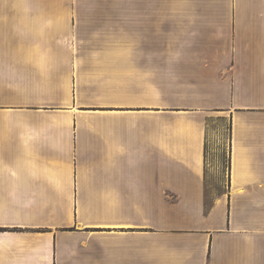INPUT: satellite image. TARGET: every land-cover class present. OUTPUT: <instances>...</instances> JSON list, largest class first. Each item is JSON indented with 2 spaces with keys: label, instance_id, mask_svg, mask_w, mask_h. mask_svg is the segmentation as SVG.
<instances>
[{
  "label": "crops",
  "instance_id": "crops-1",
  "mask_svg": "<svg viewBox=\"0 0 264 264\" xmlns=\"http://www.w3.org/2000/svg\"><path fill=\"white\" fill-rule=\"evenodd\" d=\"M86 5L0 0V264H264V0ZM218 112L226 190L206 208Z\"/></svg>",
  "mask_w": 264,
  "mask_h": 264
},
{
  "label": "rangeland",
  "instance_id": "rangeland-1",
  "mask_svg": "<svg viewBox=\"0 0 264 264\" xmlns=\"http://www.w3.org/2000/svg\"><path fill=\"white\" fill-rule=\"evenodd\" d=\"M103 1L90 0V5L76 6L75 14L97 15L109 12L113 15L148 14L175 16L182 19V7L173 5L174 2L182 0H115L119 2V5L116 3L115 7L103 4ZM76 2L78 3L79 0H76ZM194 16L193 21L198 24L197 33L206 35L214 32L215 25H212L210 17H213L214 21L217 17L216 14L211 15L210 12L200 10ZM205 20L208 22L206 25L202 24ZM237 45L240 47L239 43ZM206 129V178H208L206 208H208L214 194L226 190L229 124L225 114L218 112L208 116L206 118Z\"/></svg>",
  "mask_w": 264,
  "mask_h": 264
},
{
  "label": "trees",
  "instance_id": "trees-1",
  "mask_svg": "<svg viewBox=\"0 0 264 264\" xmlns=\"http://www.w3.org/2000/svg\"><path fill=\"white\" fill-rule=\"evenodd\" d=\"M229 124V123H228ZM229 129H230V124H229ZM206 132H207V129H206ZM228 162H229V160H228V158H227V167H228Z\"/></svg>",
  "mask_w": 264,
  "mask_h": 264
}]
</instances>
